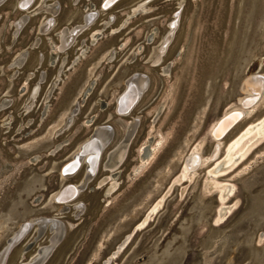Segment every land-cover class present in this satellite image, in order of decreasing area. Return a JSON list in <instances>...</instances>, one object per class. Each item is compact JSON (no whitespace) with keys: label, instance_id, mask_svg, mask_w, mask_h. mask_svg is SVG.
<instances>
[{"label":"rangeland","instance_id":"obj_1","mask_svg":"<svg viewBox=\"0 0 264 264\" xmlns=\"http://www.w3.org/2000/svg\"><path fill=\"white\" fill-rule=\"evenodd\" d=\"M16 1L0 4V249L23 221L42 219L61 225L43 264H264V139L219 176L234 185L220 221L206 174L222 152L179 178L188 151L201 146L210 154V130L227 108L239 107L243 80L264 75V0H178V26L156 65L176 0L147 1L132 18L141 0L106 10H99L101 0H33L23 10ZM55 3V13L45 10ZM94 9L96 19L58 53L60 30L79 26ZM20 17L26 20L14 36ZM47 18L51 27L39 31ZM23 52L24 61L10 66ZM134 72L147 76V86L128 114L116 115L114 98ZM263 114L264 102L216 140L221 150ZM103 124L112 132L97 171L71 201L54 202L63 184L84 183L83 167L68 178L59 169ZM127 136L122 159L105 167ZM110 176L118 186L103 195ZM78 203L83 209L74 215ZM39 224L32 222L6 264L28 263L48 245L52 232Z\"/></svg>","mask_w":264,"mask_h":264},{"label":"bare ground","instance_id":"obj_2","mask_svg":"<svg viewBox=\"0 0 264 264\" xmlns=\"http://www.w3.org/2000/svg\"><path fill=\"white\" fill-rule=\"evenodd\" d=\"M2 1L3 0H0V4ZM32 1L33 0H23V2L19 3V0H17L16 1V7L18 9V5L22 4V6H24V8L26 9L27 7H29V5L32 3ZM103 1H105V0H101L99 3V10H106L109 7H111L112 5H114L116 2H118L119 0L118 1L106 0V3L104 4V9L101 8V6H100ZM145 2H147V0L139 1L132 8V10L129 12V18L131 16H134L136 13H138V11L143 12V9L145 8ZM181 4H182V1H179L177 4L178 9L175 12H173L174 15H172L171 20H169L166 24L168 30L162 36L161 45L158 46L159 47L158 51H157L158 53H156V56L151 61L152 65L158 64V62L161 59V56L166 51L169 43L171 42V40L174 37V33H175V30H176V28L178 26V22H179ZM56 5H57L56 3L52 4V5H50V7L46 8L45 10L50 12L51 14H53L56 12V10L58 8ZM95 11H96V9H94V11L88 10L85 13H83L82 20H84V21L82 22L83 24H81L80 26H76L75 28H71V29H64V30L61 29L60 30L59 35H58L59 36L58 37V43L59 44L56 47V50L58 51V53L64 52L73 43V41L77 37V35L79 33H81L87 26H89L94 19H96V17L98 16L97 15L98 11H96V12ZM24 20H26V17H24L22 19L20 17V18H18V20L16 22L12 23V25L14 26V32L12 31L14 36L17 35V33L19 32L20 28L23 25ZM112 20H113L112 17L107 18V21L104 22V24H103V28H105ZM52 23H53V20L47 18L42 23H40L38 30L39 31H46L48 28L51 27ZM95 35L96 34L92 35V37H94ZM94 42L95 41L90 40V43H94ZM33 43L36 45L37 41L34 40ZM48 44H50V48L52 49L51 43L48 42ZM23 53L24 54H20L19 57H17L15 60H13L10 64V66L20 65L24 61L25 56H26V52H23ZM111 56H113V55H110V57ZM40 58L42 60L43 56L41 55ZM62 67L63 66H61L59 68L58 73L61 72ZM168 69H169V65L166 68H164L162 71L166 72ZM41 75H42V73L39 74L38 82L40 81ZM131 75H129L127 78H129ZM143 75L144 74L134 72V76H135L134 79L133 78H129V79L125 78L124 79L123 90H121L114 98V107L115 108L113 109V111L116 115L124 116V115L128 114L132 110L134 105L137 103V101L139 100V97L141 96L143 90L147 86V78H146L147 76L146 75L143 76ZM37 83L33 87L32 91L30 93V99L27 103H31V101L35 98L36 93L38 91V86H39V85H37ZM240 89L242 91V96L238 99L239 107L229 109V110H237V115L232 119V121L230 123H225V125H227L225 128H227L228 126L233 124L234 121H236V122L232 126H234L236 123H238L244 117L251 115L255 111V109L258 108V106L264 102V75H250V76H248L247 78H245L243 80ZM5 102L3 101V103L0 104V106L4 105ZM28 108H30V104L23 106V109H25V110ZM108 131H111L110 128H108V129L105 127L96 128V131H95L96 137L91 134L90 137L87 138L83 143H81V145L77 148V150L69 158V159H71L74 156V154L78 153V152L83 154L82 157L80 158L81 165L79 168V170H80L83 167L84 171L86 172L83 185H85L86 181H88L90 179V176L88 175L86 166H92V163L94 162L95 168H96V164H97V166L99 164L101 151L104 148V146L106 145V143L110 140V137H111V135L109 134ZM129 134H130V132H129ZM128 136L126 137L127 139H124V143L122 142L119 146H117V148H115V150H113L112 152L109 153L108 161L104 165L105 167H109V168L113 167L117 164V162H119L122 159V157L125 153L124 144H126L125 141L128 140ZM211 139L215 141V144H214L215 146L212 147L210 154L206 157H204L200 152L201 146H197V147H194L192 149L190 148L191 152L189 154H188L189 151L187 152V154H186V156L182 162V166H181V168H182L181 172L182 173H181L179 178L180 179H183L185 177L187 178L188 175L192 172H195V170L199 166H201V165L204 166V165H207L208 162L214 161L216 158L219 157V152H222V154H221L222 158L219 160V161H221L220 162L221 164L216 167V163H214V164H212L211 168H208L209 170L206 174L207 185L205 184L206 186H208V185L211 186V188L214 189V191L216 192V195H217V198H218L219 204H220L218 212H217V221H220L222 218L225 217V215L227 213H229L228 211H230V209L232 207V205L228 204L227 201L229 200L230 195H232V193H233L234 185L232 183H230L229 181H223V182L221 181L222 182L221 183L219 180V176L231 171L235 166L238 165V163L241 162V160H243V158H245L246 155H248V153L251 152V150L254 147H256V145L258 143H260L264 139V114L260 118L255 119L249 125H247L232 142H230L228 145H224V147L222 148L223 151L221 150L220 143L216 142V139H214L213 136H211ZM197 145H199V144H197ZM92 156H95L96 158L92 159L91 158ZM86 160H88L87 163H86ZM181 168H180V170H181ZM59 176H63V177L68 178L72 175H63L62 173L59 172ZM113 177L110 176V178L108 179L109 180L108 182H110V184H109L108 188L106 189V192H105L106 195L110 194L118 186L116 178H113ZM101 184H102V181L98 183V185H101ZM73 187L75 188V190H79V188L81 186L80 185L79 186L73 185ZM206 188H208V187H206ZM80 204H82V203H80ZM63 208H65V207H63ZM75 208H79V207L76 206ZM215 214H216V211H215ZM32 222L40 223L39 224L40 228L45 229L47 227L52 232V234L49 238L48 245L41 246L40 248H38L37 249L38 251H36L37 255L30 262L25 263V264H42L43 261L46 259V257L49 255V253L52 251L55 244L57 243L58 237H59V234L61 231V227H60V223L58 221L55 222V220L46 221L43 223L42 219H38V220L30 221V223H32ZM16 229H15V231H16ZM124 242L125 241H123V243ZM6 243H8V239L6 240L5 244ZM123 243H121L116 249L117 250L120 249L121 245H123ZM12 250L10 251V253L12 252ZM116 251H114L112 254H114ZM9 254L7 256V260H8ZM7 260H6V262H7ZM6 262L4 264H6ZM104 263L107 264L108 261L105 260Z\"/></svg>","mask_w":264,"mask_h":264},{"label":"water","instance_id":"obj_3","mask_svg":"<svg viewBox=\"0 0 264 264\" xmlns=\"http://www.w3.org/2000/svg\"><path fill=\"white\" fill-rule=\"evenodd\" d=\"M74 1H76V0H74ZM115 1H118V0H115ZM147 1H149V0H147ZM167 1H171V0H167ZM20 2H23V0H19V3ZM177 2H178V0H176V3H175L176 5L178 4ZM105 3H106V0L101 3V5H100L101 8L104 9V4ZM18 9L23 10L25 8L21 4V5H18ZM177 9H178V5H177ZM139 13H141V11H138V13H136L135 15H137ZM172 15H174V13ZM132 17L133 16H131L130 18H132ZM13 32H14V30H13ZM113 33L114 32H112L110 34H113ZM50 54L52 55L53 52L50 53ZM40 56L41 55H39V60H41ZM79 59H81V57ZM129 78H133L134 79L135 78L134 73H132V75ZM129 78H127V79H129ZM229 109H231V108H227L225 110L226 112L224 111L225 113L223 112L224 114L222 113L221 116H219V118L216 120V122L213 124V126H212V128L210 130V136H213V138L216 139V140L222 138L233 127L232 125L236 122V121H234L233 124H231L230 126L225 128L227 126V125H225V123H230L232 121V119L237 115V110H229ZM100 127H105L107 129L110 128V130L112 132L111 126H109L107 124L100 125L97 128H100ZM95 131H96V128L92 132L93 136H95ZM82 155L83 154L80 153V152L75 153L74 156L71 159H69L68 161H66L64 164H62L60 166L59 172L62 173L63 175H73V174H75V172L79 171V168H80V165H81L80 158L82 157ZM91 158L95 159L96 157L92 156ZM87 162H88V160H86V163ZM97 167L98 166L96 164V168H95L94 162L92 163V166H86L88 175L90 177L95 174V172L97 171ZM82 185L83 184L80 185L81 186L80 188L84 187V185L83 186ZM101 187H102V185H98L95 189L98 190ZM78 193H79V190H75V188L73 187V183H71V182L65 183L58 189L57 193H55V195L53 196V201L56 202V203H66L68 201H71ZM104 194L105 193H103V195ZM76 206H78L79 208H75ZM73 207L76 210L74 212V215H78L79 211L81 209H83V205L80 204V203L75 204ZM31 224L32 223H30V221H28V220L27 221H23L22 224L16 229V231L9 236L8 243L4 244L3 247L0 249V264H2V263L4 264L6 262L8 254L21 241V239L24 237L26 232L30 229ZM60 227H61V225H60ZM42 233L43 232H40V233H38V235H40ZM60 236H61V231H60V234H59V237H58V241L60 239ZM47 257H46V259H47ZM45 260L43 261V263L45 262Z\"/></svg>","mask_w":264,"mask_h":264},{"label":"flooded vegetation","instance_id":"obj_4","mask_svg":"<svg viewBox=\"0 0 264 264\" xmlns=\"http://www.w3.org/2000/svg\"><path fill=\"white\" fill-rule=\"evenodd\" d=\"M83 21H84V20H83ZM82 24H83V23H82ZM80 25H81V24H80ZM80 25H79V26H80ZM37 41H38V40H37ZM22 54H24V53H22ZM18 57H19V56H18ZM42 78H44V73H42V75H41V77H40V81H41ZM40 81H39L38 83H40ZM38 83H37V84H38ZM85 174H86V173H85Z\"/></svg>","mask_w":264,"mask_h":264}]
</instances>
